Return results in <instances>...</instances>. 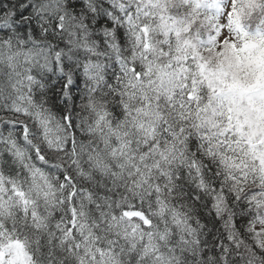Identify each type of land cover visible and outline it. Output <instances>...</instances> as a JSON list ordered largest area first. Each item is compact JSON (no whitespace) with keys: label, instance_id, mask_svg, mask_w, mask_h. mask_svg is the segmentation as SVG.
Here are the masks:
<instances>
[{"label":"snow or ice","instance_id":"snow-or-ice-1","mask_svg":"<svg viewBox=\"0 0 264 264\" xmlns=\"http://www.w3.org/2000/svg\"><path fill=\"white\" fill-rule=\"evenodd\" d=\"M0 264H264V0H0Z\"/></svg>","mask_w":264,"mask_h":264}]
</instances>
